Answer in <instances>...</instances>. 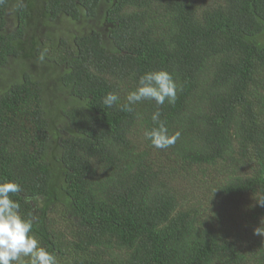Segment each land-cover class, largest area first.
<instances>
[{"label":"trees","instance_id":"16d2710c","mask_svg":"<svg viewBox=\"0 0 264 264\" xmlns=\"http://www.w3.org/2000/svg\"><path fill=\"white\" fill-rule=\"evenodd\" d=\"M0 180L59 264H264V0H5Z\"/></svg>","mask_w":264,"mask_h":264},{"label":"clouds","instance_id":"9594fccd","mask_svg":"<svg viewBox=\"0 0 264 264\" xmlns=\"http://www.w3.org/2000/svg\"><path fill=\"white\" fill-rule=\"evenodd\" d=\"M5 0H0V5ZM180 86L167 70L146 72L138 79L137 86L126 97L121 110L132 111L133 105L145 100L155 101L156 111L151 115L153 127L144 136L157 149H167L180 138L181 133H170L161 120L160 106L166 102L175 104ZM120 100L117 93L109 92L103 103L112 107ZM21 192V186L14 180H0V264H59L57 255L42 245L33 231L34 218L22 214L21 204L13 195ZM264 206V203H260ZM255 235L264 236V221L255 229Z\"/></svg>","mask_w":264,"mask_h":264}]
</instances>
